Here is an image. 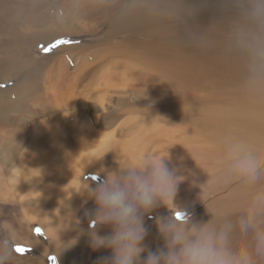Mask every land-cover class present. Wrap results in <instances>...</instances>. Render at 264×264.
<instances>
[{
	"label": "rangeland",
	"instance_id": "1",
	"mask_svg": "<svg viewBox=\"0 0 264 264\" xmlns=\"http://www.w3.org/2000/svg\"><path fill=\"white\" fill-rule=\"evenodd\" d=\"M64 1L67 0H0V52H2L0 92L21 81L25 87L24 100L18 101L15 106L4 103L2 108L12 118L29 123L28 128L8 126L0 130V229L10 230L19 241L14 245V249L18 245L27 249L24 253L15 251L12 264L20 262L33 264V259L40 264L43 262L44 264H81L83 259L86 262L84 264H96L98 257L111 254L109 249H100L98 255L91 261L85 259L88 256L80 249V245L71 247L75 244L74 241L78 240L72 237L78 238L85 232H80L76 225L68 227L67 219L62 220L64 223L60 224L58 229L49 223L50 230L47 233L45 231L41 234L36 233L35 229L40 228L39 223H34L32 231L27 234L24 232L25 227L21 229V226H25L23 218L28 209L8 188L17 184L16 181L22 174L30 173L35 178L33 171L36 166L32 167V165H36V162L29 156L28 149L36 142L38 133H43L44 128H41L43 125L48 135L46 139L49 140H52V129L57 128L58 123L64 131L62 137L70 134L68 128L75 129L73 133L75 146L81 151L68 158L75 160L76 168L83 162L84 157H91L99 171L102 168L114 170L126 163H134L142 156L151 153L164 158L169 156L167 161L169 167L177 168V174L184 176V180L190 171H194L199 177H210L211 181L204 182L212 186L210 192L196 203L186 204L182 208L194 220L205 222L211 218L208 211L213 214L222 213L223 202L218 200V197L223 191H233L245 185L238 179L224 180L219 177L222 149L213 147L214 138L233 132L241 134V137L235 139L247 141L252 147L256 143L253 139L255 137L253 127L224 124L215 120L217 114L237 111L233 109L239 99V95L235 92H247L252 89L246 83L249 76L239 78V74L227 73L223 70L210 72L205 78L202 77L203 79L195 77L187 79L182 76L169 78L155 75L147 70L143 75L137 74L134 68L136 73L131 76L128 89L118 85L104 72L105 70H102L94 77H86L83 80L81 77L79 88L75 93V88L72 87L76 79L74 72L82 68L84 64L99 60L91 57L88 49L100 43L109 42L108 40L99 41L98 33L112 28L117 17L108 19L109 21L103 25L104 28L97 30L88 28V21L92 17L99 20L103 15H113V12H106V6L119 4L118 13H122L123 16L127 14V11L125 4L120 3V0H99L98 6L93 10L66 17V21L75 29L71 33L49 31L41 33L39 37L36 34L24 32V28L28 25L34 27V24H48L62 17L61 7ZM101 3L105 4L102 12L99 11L102 8ZM189 17H180L176 24H186L190 21ZM76 25L79 27L76 28ZM231 26L239 28L240 24L236 21L229 25ZM34 30L37 29L34 27ZM246 31L247 27L240 29V33L246 36V41L252 42L250 36L246 35ZM226 34L231 36L228 31ZM29 39H32V42L26 46ZM61 48H65V52L60 55L62 60L55 53ZM45 49L50 50L45 51ZM74 50L80 52V55L76 56L71 52ZM252 59L254 56L248 55V60ZM7 76L14 78L8 79ZM31 91L43 95L49 94L50 98L53 94V98L58 99L60 96L63 100L60 105H55L50 110H43L41 116L36 117L33 116V110L41 108L27 98ZM213 93L223 98L233 99L227 103L214 104L203 99L206 94ZM104 95L106 98L103 97ZM6 97H12V95L6 93ZM129 97L132 108L126 109L122 105L123 99ZM110 98L114 100L111 101ZM142 122L147 123L141 124ZM87 124L88 127L92 126L96 128V132L106 136V142L101 148L96 149L89 135L83 134ZM12 131H18L17 137H20L22 148L18 152L16 150L14 156L9 159L6 149L10 143L8 139L10 133H15ZM257 152L264 153V149ZM100 173L103 174L101 171ZM80 176L81 182H91L94 186L98 182V175H93L88 170L80 172ZM260 186H264V177L257 185V187ZM32 190L33 187L28 184L23 192L27 194ZM178 190L182 192L180 185ZM180 192H177L176 198ZM87 200L90 199L87 198ZM87 200L83 202L77 216L84 219L82 223L85 229H90V214H85L91 213L95 204L94 201ZM168 214L169 210L161 206L154 209L150 216H145L144 223L147 228L145 241L157 244L150 246L153 250L163 246L155 218ZM60 218L62 215L58 214L51 220ZM95 229L100 235L110 234L112 230L110 226L99 225H96ZM242 241L238 234L234 236L235 243L242 244ZM30 242L35 243L28 245ZM144 255L146 254H142V258ZM53 257H55L54 260Z\"/></svg>",
	"mask_w": 264,
	"mask_h": 264
},
{
	"label": "bare ground",
	"instance_id": "2",
	"mask_svg": "<svg viewBox=\"0 0 264 264\" xmlns=\"http://www.w3.org/2000/svg\"><path fill=\"white\" fill-rule=\"evenodd\" d=\"M119 2L125 4V9L128 8L129 0H120ZM63 3L61 7L62 17L60 16V18L48 24H34L37 30H34L33 26L28 25L24 28V32L33 33L39 37L41 33L49 31L71 33L75 29L71 23L66 21V17L93 10L98 6L99 0H67ZM136 3L137 9L131 13L127 12L124 16L122 13H118L119 4H116L110 7L106 6L105 8L106 12H113V15H103L99 20L96 17H92L88 21L87 27L97 30L104 28L103 25L114 16L117 17L116 23L112 28L98 33V37H100L99 41L108 40L109 42L100 43L88 49L90 56L98 58L99 60L84 64L82 68H78V71L74 72L76 79L73 77L75 81L72 87L75 88V93L77 88H79L81 77H83L82 80L86 77H94L97 73H101L102 70H105L104 72L111 79H114L118 85L128 89L131 76L136 73L134 68H136L137 74L141 73L143 75L147 70L153 72L155 75L159 74L169 78L179 76L187 77V79L193 77L205 78L206 74L210 72L223 70L227 73H237L239 74V78L250 76V68L254 59L248 60V55H253L251 50L252 42L246 41V36L244 35V37L240 33V29L247 27V36H250L251 29L243 25L242 22L237 21L235 18L220 16L211 4L207 7H201L200 0H136ZM103 5L105 4H100L102 7L99 10L100 12H102ZM189 7L196 8L197 11L189 17V22L177 25V20L180 17H184L183 9ZM148 8L154 11L149 13L147 11ZM236 21L240 24L239 28H232L233 25L229 27L231 23ZM94 22L96 23L93 25L92 23ZM78 27L79 25H76V28ZM226 31L231 36L227 35ZM44 35L46 36L47 34ZM31 42L32 39H29L26 42V46H29ZM64 52L65 48H61L56 50L55 53L61 59L62 57L60 55ZM71 52L75 53L76 56L80 55V52L75 50ZM1 54L2 52H0ZM86 61L88 60L86 59ZM259 63L262 72H264V61H259ZM120 70L123 72L119 73L118 71ZM7 77L11 79L13 76ZM24 90L25 87L21 81L15 86L0 92V130L8 126L11 128L16 126L19 128L24 126L26 128L29 127L28 122L21 121L18 118H12L2 108L4 103L9 106H15L18 101L24 100ZM6 93H9L12 97H6ZM235 94L239 95L238 103L233 106V109H237V111L217 114L215 120L224 124L253 127L255 129V137L253 139L256 142L253 148L256 151L263 150L264 87L252 88L247 92L239 91L235 92ZM26 96L27 93L25 94ZM53 97V94L51 95V99L49 94L43 95L31 91L27 98L31 103L39 105L41 108L39 110H33V116H41L43 110H50L55 105H60V102L63 100L62 97L61 99L60 96H58V99ZM123 97L125 98V96ZM203 99L210 104H214L216 102L227 103L233 98H223L213 93L206 94ZM129 100L130 97L123 99V103L121 102L126 109L132 108ZM101 106L103 107V105ZM146 123L142 122L141 124ZM91 127H88L87 124L84 127L83 134L87 133L93 141L95 148L99 149L105 144L106 136L96 132V128ZM41 128H44L43 133H38L35 138L36 142L28 149L29 156L36 162V165H32V167L36 166V169L33 171L35 172V178L30 173L22 174L18 177L17 184L8 188L14 195H17L22 205L28 209V212L23 218L25 226H21V229L25 227L24 232L27 234L32 231V225L34 223H39L42 232L45 231L47 233L50 230L49 223L55 229H58L60 224L64 223L62 220L67 219L66 223L68 227L76 225L80 232H85L84 235L78 238L72 237L78 240L74 241L75 244L71 247L80 245V249L88 256L85 259L91 261L94 256L98 255L99 250L93 251L90 248L88 236L90 229H85L82 223L84 219L78 217L77 212L83 202L88 198L86 192H83V189L87 184L94 185L91 182H81L80 172L88 170L93 175H99L101 177L104 173H100L94 159L91 157H84L83 162L77 168L75 167V160H69L68 156L81 151L75 146L73 137L75 129L73 127L68 128L70 134L67 137H62L64 131L60 127V123H58L57 128L54 127L52 129V140L46 139L48 135L45 125ZM12 132L15 133H10L11 135L8 137L10 143L6 149L9 159L14 156L16 150L18 152L22 148L20 147L22 144L20 137H17L18 131ZM225 137L235 139L241 137V134L228 132L216 136L213 147L221 148V142ZM219 177H221V169L219 171ZM208 181H211L210 177H199L194 171L188 172L185 180L179 184L182 187V192L177 191L180 193L174 203L180 208H183L186 204L192 205L196 203L210 192L212 186L204 183ZM38 182L41 183L35 185ZM28 184L33 187V190L25 194L23 189ZM256 187L257 185L249 186L245 184L233 191H223L218 197V200H222L223 202L222 214L232 216L241 212ZM58 214L62 215V218L51 220L52 217ZM69 231L71 234V230ZM34 243L30 242L28 245ZM144 243L148 247L157 245L155 242L149 241H144ZM33 261V264H40L35 259ZM81 262H83L81 264L86 263L84 259ZM19 264L24 263L20 262ZM41 264H44V262Z\"/></svg>",
	"mask_w": 264,
	"mask_h": 264
},
{
	"label": "clouds",
	"instance_id": "3",
	"mask_svg": "<svg viewBox=\"0 0 264 264\" xmlns=\"http://www.w3.org/2000/svg\"><path fill=\"white\" fill-rule=\"evenodd\" d=\"M201 7L211 4L223 17L235 18L251 29L254 62L246 81L250 88L264 87V0H200ZM137 8L129 0L127 12ZM151 13L154 11L148 8ZM196 8H184V16H192ZM221 178L238 179L249 186L264 177V153L249 142L225 137L221 142ZM167 158L146 154L134 163L115 170L100 169L95 186L83 189L95 208L90 213L89 246L93 251L109 249V256L97 258L96 264H264V186L256 187L243 210L233 216L210 214L205 221L193 217L174 201L184 176L170 168ZM166 207L167 216L155 218L163 246L152 249L144 241L147 236L145 216L154 209ZM183 214L178 220L176 213ZM85 215H89L86 213ZM110 226L111 232L100 235L95 226ZM0 264H12L14 245L19 241L10 230L0 229ZM244 241L234 242V236ZM5 237L7 239L5 240ZM142 254H146L142 258Z\"/></svg>",
	"mask_w": 264,
	"mask_h": 264
},
{
	"label": "snow or ice",
	"instance_id": "4",
	"mask_svg": "<svg viewBox=\"0 0 264 264\" xmlns=\"http://www.w3.org/2000/svg\"><path fill=\"white\" fill-rule=\"evenodd\" d=\"M49 50H50V49H45V51H49ZM176 218H177L178 220L183 219V214L180 213V212H177V213H176ZM35 231H36L37 234H41V232H42V230H41L40 228H36ZM15 250H16V252H18V253H24V252L27 251L26 248L21 247V246H19V245L15 248ZM52 259L54 260L55 257H53Z\"/></svg>",
	"mask_w": 264,
	"mask_h": 264
}]
</instances>
